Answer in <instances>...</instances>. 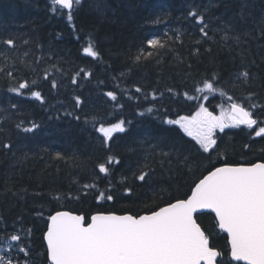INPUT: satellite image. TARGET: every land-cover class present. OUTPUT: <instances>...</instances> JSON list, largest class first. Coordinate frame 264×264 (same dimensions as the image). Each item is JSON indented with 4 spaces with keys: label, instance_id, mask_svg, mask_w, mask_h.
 Here are the masks:
<instances>
[{
    "label": "trees",
    "instance_id": "16d2710c",
    "mask_svg": "<svg viewBox=\"0 0 264 264\" xmlns=\"http://www.w3.org/2000/svg\"><path fill=\"white\" fill-rule=\"evenodd\" d=\"M193 8L204 14L211 39L202 37L188 15ZM72 14L71 22L65 10L53 14L48 0H0V53L9 57L5 61L0 55L5 68L0 71V239L20 232L35 264H46L44 218L57 209L85 217L94 212L142 214L185 198L212 165L264 161V135L255 136L245 125L217 129V144L204 152L178 125L166 123L193 114L201 103L214 114L229 103L219 91L206 100L205 93L195 91L200 86L196 82L212 73L219 76L217 87L237 102L264 105V0H82ZM225 32L227 41L222 39ZM89 37L100 53L98 60L82 51ZM9 38L15 47L3 43ZM152 38L165 46L153 49L147 44ZM137 55L142 56L139 61ZM13 68L18 69L15 80L6 75ZM81 68L90 70L91 77L81 76L72 84ZM244 69L252 78L233 88L235 74ZM24 80L30 87L22 94L10 91ZM33 91L41 93L43 102ZM185 92L201 98L189 99ZM248 92L255 99L246 100ZM76 96L83 101L79 108ZM255 115L264 119L260 108ZM93 117L105 125L121 119L130 123L105 144ZM33 123L38 127L23 132ZM4 143L11 149H4ZM109 156L119 163L108 165ZM102 163L108 174L99 172ZM141 171L149 172L144 181L136 179ZM85 184L96 187L84 189ZM101 191L114 199H98ZM196 218L210 245L222 253L218 264H241L229 259L227 237L214 216L201 212Z\"/></svg>",
    "mask_w": 264,
    "mask_h": 264
},
{
    "label": "snow or ice",
    "instance_id": "6c2138e0",
    "mask_svg": "<svg viewBox=\"0 0 264 264\" xmlns=\"http://www.w3.org/2000/svg\"><path fill=\"white\" fill-rule=\"evenodd\" d=\"M82 0H51V11H67V20H73L72 11L74 6H79ZM99 10V5L97 6ZM247 4L241 6V16ZM188 15L199 26L202 37L211 39L208 34L209 24L202 12L193 8ZM264 23V22H262ZM260 36L264 38V27L261 28ZM179 39V36H177ZM227 41L229 35L225 32L222 37ZM239 42L240 37H233ZM9 48L15 47L14 40L9 38L3 41ZM147 44L153 49L164 47V43L158 38L147 40ZM86 56L100 59V53L92 38L86 41L82 49ZM198 51V50H197ZM4 60L8 61L6 53ZM27 53H25V56ZM147 55L151 56L149 52ZM141 55L135 59L139 61ZM21 64L26 63L23 58ZM14 63V62H13ZM30 67V65H29ZM0 71L5 68L0 67ZM18 69L6 71V75L15 80L14 72ZM90 70L81 68L71 78V83L76 84L78 78H90ZM50 73L45 70L43 78L49 79ZM252 73L244 69L235 74L232 87L236 82L248 84ZM33 85L35 81L31 82ZM197 93H205L202 99H208V95L221 92L230 102L227 108L221 105V112L215 115L201 103L197 111L191 116H180L176 120H167L168 124L179 125L188 136L194 137L204 152L214 149L217 144L215 139L216 130L221 132L226 127H239L245 125L252 129L255 136L264 135V119L258 118L255 112L258 108L264 111V105L237 102L233 96L227 95L222 88H218L219 76L212 73L211 78H205L196 82ZM52 88H57L55 79L51 80ZM29 82L24 80L18 86L10 88L11 92L22 94V89L29 88ZM137 92H141L139 87ZM172 92V89H168ZM31 95L43 102V96L39 91L31 92ZM113 101L117 99L114 92L106 93ZM155 98V92H153ZM184 95L189 99H200L198 96ZM255 93L248 92L246 100L255 99ZM83 101L79 96L75 97V105L79 108ZM15 108L16 105H11ZM147 111L151 112L149 108ZM71 115V113H69ZM78 120L79 117H76ZM88 123V120H85ZM93 127L102 134L105 144L113 137L114 133L126 131V122L121 119L115 123L105 125L96 117L92 118ZM99 124V127H95ZM17 129L21 123H17ZM253 126H256L255 128ZM38 125L33 123L31 127L23 128V132H32ZM2 147L11 149L10 143H4ZM248 147V145H245ZM60 154L57 153V156ZM168 155V153H164ZM187 159V158H185ZM108 165L119 163L114 156L107 158ZM99 172L108 174L110 169L105 164L98 165ZM149 175L147 171H141L136 179L144 181ZM95 184H85L84 189L94 188ZM131 193V188L125 189ZM67 196H71L68 193ZM61 197H57L60 199ZM78 198V197H77ZM98 199L112 201V195L105 196L100 192ZM210 209L215 213L218 227L228 234L231 246V257L236 261H245L247 264H264V161L256 163L229 164L222 162L221 166H211V170L195 183L191 189V195L186 199H175L157 210H150L144 214L117 215L114 212H96L90 219L83 214L76 215L70 211H56L47 217V231L43 238L46 241L47 259L50 264H217V257L222 253L215 247L210 246V237L197 222L196 214L201 210ZM31 235V229L26 230ZM23 235L14 232L6 235L7 248L0 247V264H30L31 255L29 248L23 244ZM15 242V243H13ZM23 253L26 257L23 261L14 258L11 252Z\"/></svg>",
    "mask_w": 264,
    "mask_h": 264
},
{
    "label": "flooded vegetation",
    "instance_id": "af4514ba",
    "mask_svg": "<svg viewBox=\"0 0 264 264\" xmlns=\"http://www.w3.org/2000/svg\"><path fill=\"white\" fill-rule=\"evenodd\" d=\"M42 242H43V246H44L45 244H44L43 234H42ZM44 250H45V254H46L45 263H46V264H49V261H48V259H47V250H46V247H44ZM11 255H12L14 258L19 259V260H21V261H23V260L26 258V257L24 256L23 253H19V254H18L15 250H13V251L11 252ZM27 259H29L30 264H35V263H34V262H35V256H34L33 254H31L29 257H27Z\"/></svg>",
    "mask_w": 264,
    "mask_h": 264
},
{
    "label": "water",
    "instance_id": "95a60500",
    "mask_svg": "<svg viewBox=\"0 0 264 264\" xmlns=\"http://www.w3.org/2000/svg\"><path fill=\"white\" fill-rule=\"evenodd\" d=\"M258 162H260V161H258ZM256 163V162H255ZM219 167V166H218ZM207 175V174H206ZM197 183V182H196ZM195 187V185L192 187V188H194ZM189 195H191V191H190V194ZM187 198V197H186ZM185 198V199H186ZM163 207V206H162ZM201 212H211L214 216H215V213L214 212H212L210 209H204V210H201L199 213H201ZM77 215V214H76ZM117 215H123V214H117ZM216 218V217H215ZM217 220V219H216ZM218 223V222H217ZM219 228V227H218ZM222 230V229H221ZM226 235H227V237H228V234H227V232L226 231H224V230H222ZM228 242H229V239H228ZM229 246H230V242H229ZM230 252H231V246H230ZM230 258L233 260V261H236V260H234L232 257H231V254H230ZM236 262H241V263H243V264H247V262H245V261H236Z\"/></svg>",
    "mask_w": 264,
    "mask_h": 264
},
{
    "label": "rangeland",
    "instance_id": "374dc122",
    "mask_svg": "<svg viewBox=\"0 0 264 264\" xmlns=\"http://www.w3.org/2000/svg\"><path fill=\"white\" fill-rule=\"evenodd\" d=\"M186 133V132H185ZM187 134V133H186Z\"/></svg>",
    "mask_w": 264,
    "mask_h": 264
}]
</instances>
